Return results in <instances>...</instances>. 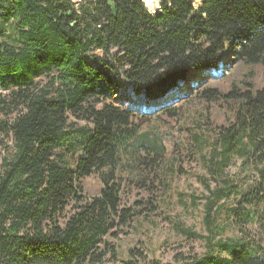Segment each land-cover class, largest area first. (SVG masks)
<instances>
[{
	"label": "trees",
	"instance_id": "1",
	"mask_svg": "<svg viewBox=\"0 0 264 264\" xmlns=\"http://www.w3.org/2000/svg\"><path fill=\"white\" fill-rule=\"evenodd\" d=\"M159 1L162 12L153 16L142 0L78 7L67 0H0V91L7 93L0 94V138L11 143L0 158V264L146 260L136 249L122 259L111 242L140 216L122 206L124 161L144 152L156 166L163 152L141 134L148 114L111 103L121 77L136 95L143 89L147 102L159 101L156 107L191 70L218 68L229 46L239 61L264 68V0H202L199 9L191 0ZM113 49L123 53L119 68L107 62ZM246 86L242 92L234 84L226 95L206 89L199 97L235 107L234 121L217 131L213 154L225 168L229 158L239 162L242 172L253 173L252 184L242 191L224 180L211 190L204 181L211 237L181 227L206 242L205 252L177 255L176 264H264V237L218 239L229 223L216 225L222 215L244 224L257 222V214L264 225V89ZM193 140L201 150L209 146L203 136ZM91 176L102 188L87 197L82 181Z\"/></svg>",
	"mask_w": 264,
	"mask_h": 264
},
{
	"label": "rangeland",
	"instance_id": "2",
	"mask_svg": "<svg viewBox=\"0 0 264 264\" xmlns=\"http://www.w3.org/2000/svg\"><path fill=\"white\" fill-rule=\"evenodd\" d=\"M67 1L76 7L94 2V0ZM191 1L195 9L203 6L202 0ZM142 2L153 16L161 14L162 2H158L154 10L149 8L144 0ZM6 31V34H9L11 29L7 27ZM229 47L230 54L231 46ZM225 52L220 63L225 64L231 59L228 67L196 86L180 88L181 100L170 99L174 96L171 95L164 100L165 105L160 106L159 103L154 109H152L154 104L159 101L147 102L143 89L136 95L132 85L121 77L122 88L111 103L131 109L137 114L143 112L148 114L143 118L147 123L141 128V134L146 141L155 143L163 150L156 166L152 163L155 156L142 152L137 159L124 161L120 168L122 206L133 208L140 215L131 227L126 229V234L111 240L117 246L122 259H125L128 252L133 249L141 251L147 258L140 259V264H150L152 259L158 260L161 264H176L177 255L184 257L202 255L206 242L184 235L180 228L184 227L205 238L211 237L204 226L205 208L211 191H208L204 181H207L211 190L218 188L224 180H229L230 185L235 183L242 186L239 187L242 191L244 187L248 188L252 184L253 173L242 172L239 162L229 158V164L225 168L226 165L220 157L213 154L216 150L217 131L222 126L228 124L230 126L234 121L235 107L222 99L207 104L200 100L199 95L206 89H218L226 95L234 84L242 92L247 90L246 85H252L255 90H263L264 68L246 65L237 58H232L231 54L226 59ZM94 56L104 58L100 51H96ZM122 58V51L113 49L107 62L110 66L119 68ZM86 59L89 62L93 61L90 55ZM234 60H237L236 63H233ZM192 72L191 70L187 74L186 79L192 78ZM192 87L193 89L189 91ZM171 93L174 94L175 90ZM0 94L7 93L0 91ZM166 110H170L172 116L166 114ZM2 119L5 117L0 114V120ZM194 135L206 138L209 146L201 150L193 140ZM7 144L11 145L10 140L6 138L2 140L1 137L0 158L6 155ZM222 168L224 174L219 172ZM82 185L87 197L99 195L102 188L97 176L83 180ZM234 205L235 203L229 200V208ZM260 220L257 214V222L238 224L234 223L233 217L227 219L222 215L216 225L223 227L229 223V227L218 236V239L240 238L245 237V234L250 239L264 237V225H261ZM111 260L110 258L107 264H119Z\"/></svg>",
	"mask_w": 264,
	"mask_h": 264
},
{
	"label": "bare ground",
	"instance_id": "3",
	"mask_svg": "<svg viewBox=\"0 0 264 264\" xmlns=\"http://www.w3.org/2000/svg\"><path fill=\"white\" fill-rule=\"evenodd\" d=\"M144 1L146 2V5H148L149 8H151L152 10L156 9V7L158 5V2H159V1L157 2V0H144ZM229 51H230V48L225 52L226 59H227L228 55H230V54H231L230 56L232 58H234V56H233V49L231 48L230 54H229ZM230 60H227L226 61L227 63L225 62V64L224 63H220V65H219L218 68L202 69V70H197V71H193L192 70L193 71L191 73V77L192 78L189 79L191 81L190 84L189 85L183 84L182 87H184V89H185V88H190L191 86H196L200 82H202V81H204V80H206V79H208V78H210V77L218 74L220 71L224 70V68H226V67L229 66ZM236 61L237 60H234L233 63H236ZM195 72H197V73H195ZM197 74H199V75H197ZM169 97L170 96H168V98ZM154 108H155V106H153L152 109H154Z\"/></svg>",
	"mask_w": 264,
	"mask_h": 264
},
{
	"label": "water",
	"instance_id": "4",
	"mask_svg": "<svg viewBox=\"0 0 264 264\" xmlns=\"http://www.w3.org/2000/svg\"><path fill=\"white\" fill-rule=\"evenodd\" d=\"M190 80H189V78L188 79H186L184 82H182L180 85H179V87L175 90V93H174V96L172 97V98H170V99H175V98H177L178 100H181L180 99V88H182V85L183 84H185V85H189L190 84ZM193 89V87L191 88V89H189V91H191ZM186 91H188V90H186ZM187 93V92H186ZM184 94V93H183ZM172 95H173V93H172ZM180 95V96H179Z\"/></svg>",
	"mask_w": 264,
	"mask_h": 264
}]
</instances>
